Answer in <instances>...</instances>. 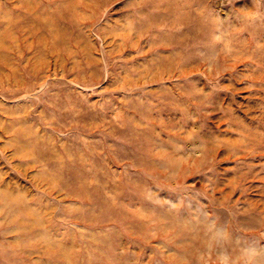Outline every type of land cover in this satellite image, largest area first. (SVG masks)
<instances>
[{"label": "rangeland", "instance_id": "obj_1", "mask_svg": "<svg viewBox=\"0 0 264 264\" xmlns=\"http://www.w3.org/2000/svg\"><path fill=\"white\" fill-rule=\"evenodd\" d=\"M31 1L0 264H264V0Z\"/></svg>", "mask_w": 264, "mask_h": 264}, {"label": "bare ground", "instance_id": "obj_2", "mask_svg": "<svg viewBox=\"0 0 264 264\" xmlns=\"http://www.w3.org/2000/svg\"><path fill=\"white\" fill-rule=\"evenodd\" d=\"M16 5H18L17 11L15 10ZM37 5L43 6L44 4H39L37 2L32 3L31 0H0V28L3 29L0 32V66L2 68L0 70L1 81L4 80L3 78H5L6 81L10 84L11 82H9L8 80H10L11 77L12 80H15L17 82L18 80H20L17 77L21 75L22 71L27 69L25 67L24 69L21 68L20 63L26 61V63L30 64L33 62V59L36 58L40 51H42L43 53L44 51H48L46 49V42L41 48L42 50L40 49V44L36 45V47L33 46V37L36 32L35 22L39 20V14L36 13L37 11L35 10ZM46 28V31L48 30L49 35L53 38L52 43L57 41L58 38H61L63 29L62 27H55L53 23H49L48 25H46ZM10 34L13 37L12 40L8 42ZM42 34L43 33H41L40 35ZM23 41L25 42L26 46L22 48L20 44ZM50 51H52L51 48L48 52ZM45 55L47 56V54ZM41 58H39V60ZM3 65L5 66V68ZM17 89H20L19 86ZM28 89L29 87H27V90ZM253 128H247V136H245V134H243L244 132L240 130V134H242L243 136L242 140L244 141L246 138L250 140L256 139L254 136L256 135L257 141H261L263 143L264 131L262 130L263 132L259 133L257 125L253 126ZM262 143H260L259 147L253 148L252 151L249 152L243 150L242 153H248L252 156H254L255 153H260V155H263L264 145H262Z\"/></svg>", "mask_w": 264, "mask_h": 264}]
</instances>
